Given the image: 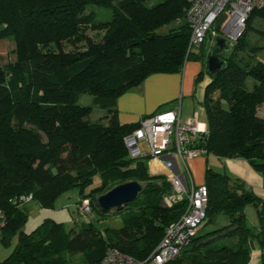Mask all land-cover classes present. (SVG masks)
I'll return each instance as SVG.
<instances>
[{"label": "trees", "instance_id": "trees-1", "mask_svg": "<svg viewBox=\"0 0 264 264\" xmlns=\"http://www.w3.org/2000/svg\"><path fill=\"white\" fill-rule=\"evenodd\" d=\"M92 5L110 17L100 19ZM188 5L187 0H0V40L13 39L16 56L0 64V209L7 219L2 242L17 237L0 264H80L73 262L76 254L86 257L81 264H94L109 248L144 261L180 218L185 201L164 203L172 191L167 176L150 173L149 156H129L124 138L139 122L122 123L118 101L151 75L178 73L189 59L204 60L207 41L197 52L189 50ZM259 19L264 7L251 13L224 56L225 66L211 76L203 100L208 133L195 147L205 149L206 156L244 159L264 174V117L259 115L264 62L255 58L261 46L241 54ZM168 25L167 33L159 32ZM83 94L93 95V105L105 111L99 120L90 118L93 105L79 103ZM96 175L101 184L87 192ZM129 181L142 186L136 198L117 209L101 208L100 195ZM205 185L203 226L216 227L199 234L200 228L167 264H249L255 250L264 264V196L208 163ZM72 188L80 192L77 204L91 199L93 213L124 211L122 226L99 230L91 219L71 236L62 223L46 218L24 231L23 207L29 202L21 201L23 196L53 207ZM249 204L257 208L258 225L248 224Z\"/></svg>", "mask_w": 264, "mask_h": 264}, {"label": "built area", "instance_id": "built-area-1", "mask_svg": "<svg viewBox=\"0 0 264 264\" xmlns=\"http://www.w3.org/2000/svg\"><path fill=\"white\" fill-rule=\"evenodd\" d=\"M187 1L186 18L192 29L190 51L200 47L208 38L217 36L235 43L244 33L251 13L264 7V0ZM207 133V126L198 122L196 117L182 122L180 100L179 105L173 109L143 117L139 127L124 138L131 158L146 156L140 147V142L146 141L149 156L160 160L168 170L167 178L172 191L165 196L164 203L172 206L178 201H185V209L180 218L165 229L159 245L146 260L139 261L118 249L109 248L104 257L94 264H167L180 255L206 220L208 188L205 184L194 183L187 161L188 158L206 154L205 149L195 147V142ZM173 159L180 162L184 179L175 171ZM31 200L32 196L21 198L25 203ZM78 210L81 215L92 216L91 199H83L78 204ZM6 224L4 211L0 209V242Z\"/></svg>", "mask_w": 264, "mask_h": 264}, {"label": "crops", "instance_id": "crops-1", "mask_svg": "<svg viewBox=\"0 0 264 264\" xmlns=\"http://www.w3.org/2000/svg\"><path fill=\"white\" fill-rule=\"evenodd\" d=\"M214 42L215 38H208L206 44L207 54L204 60L195 58L189 59L181 72L151 75L140 86L124 93L118 101L120 121L122 123L139 122L143 117L155 111H166L177 107L181 100L182 122L185 123L196 117L198 122L207 126L203 100L206 86L211 80V75L208 73L207 66ZM202 72V79L197 82ZM140 147L142 152L146 156H149V149L146 141H141ZM173 160L175 163V171L181 179H184L185 174L182 167L179 168V161L177 159ZM220 162L223 170L218 168L220 164H218V166L210 165L204 156L196 157L191 162V165L188 164L189 172L194 183L196 185L203 184L208 163L216 170L226 172L233 177L239 178L245 183V187L248 190L260 196H264V174L255 171L246 160L240 158H220ZM148 165L151 174L165 175L168 177L167 168L157 158L150 157ZM79 200L80 196L78 201Z\"/></svg>", "mask_w": 264, "mask_h": 264}, {"label": "rangeland", "instance_id": "rangeland-1", "mask_svg": "<svg viewBox=\"0 0 264 264\" xmlns=\"http://www.w3.org/2000/svg\"><path fill=\"white\" fill-rule=\"evenodd\" d=\"M91 10L95 11L100 19H108L110 17V12L106 9H103L99 6L92 5L90 7ZM255 25L258 30L251 31L247 36V45L246 49L241 52L244 56L251 53V47L253 46H261V49L255 52V58L257 60L264 62V19L257 20ZM170 26L162 27L159 32L167 33L169 31ZM229 40V39H228ZM234 43V42H232ZM15 42L11 38H6L0 40V64H6L10 61H14L16 56L14 54ZM200 48H194L193 52H197ZM208 59V58H207ZM250 83L253 81L250 80ZM81 105H93L94 96L91 94H83L81 100L79 102ZM94 106L92 114L90 118L93 121L99 120L101 116L105 114V111L98 107ZM204 108V107H203ZM203 111V109H202ZM259 115L264 117V104L259 108ZM198 156L208 157V162L210 165L218 166L220 164V158L214 154L209 155H197L191 158H188V164L191 165V162ZM205 159V158H204ZM178 160V159H177ZM207 161V160H206ZM179 168H181L180 162H178ZM220 170H223L220 166L218 167ZM206 171V170H205ZM203 184H205V174L203 179ZM102 182V179L99 175H96L94 178V182L92 185L86 188V191H90L96 186H99ZM201 185V184H200ZM79 189L72 188L63 194H61L55 201L53 207H43L37 201L29 202L24 205L23 210L27 213L28 218L26 223L24 224V231L29 233L36 229L46 218H51L57 222L62 223L64 231L67 234H71L74 236L79 234L83 228L86 227V223L91 219L94 223V226L99 230H104L105 228H120L122 226V214L124 211L114 212L112 214H108L106 216H102L99 212L94 211L92 216L86 217L81 215L78 210V202L79 199ZM246 216L247 221L250 226H255L259 224V219L257 215V208L253 204H249L246 207ZM220 217H218V220ZM227 220L225 218L221 219V222L224 224ZM206 222V221H205ZM216 227L215 223H209L207 226H202L199 230V234L206 232L208 230H212ZM17 242V237H15L11 244H5L2 241L0 242V261L6 259L14 249ZM68 257L70 256V252H66ZM86 257L83 254H76L73 256L74 263H85ZM260 261V251L255 250L251 254V258L249 264H259Z\"/></svg>", "mask_w": 264, "mask_h": 264}, {"label": "water", "instance_id": "water-1", "mask_svg": "<svg viewBox=\"0 0 264 264\" xmlns=\"http://www.w3.org/2000/svg\"><path fill=\"white\" fill-rule=\"evenodd\" d=\"M233 43L225 37L217 36L208 59L207 70L213 76L225 66V54L230 53ZM142 186L137 181L120 184L98 197V203L103 209H112L125 206L126 203L137 197Z\"/></svg>", "mask_w": 264, "mask_h": 264}]
</instances>
